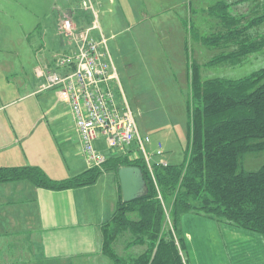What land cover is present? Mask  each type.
Instances as JSON below:
<instances>
[{
  "label": "rangeland",
  "instance_id": "1",
  "mask_svg": "<svg viewBox=\"0 0 264 264\" xmlns=\"http://www.w3.org/2000/svg\"><path fill=\"white\" fill-rule=\"evenodd\" d=\"M220 1L236 6L230 10L232 26L221 31L218 23L217 29L210 31L211 16L203 10ZM91 3L100 31L90 35L102 34L106 40L139 134L149 140L144 145L146 151L152 156L156 145L161 144L162 150L170 152L175 161L170 165L182 164L188 144L191 64H199L202 80H236L263 68L264 0H91ZM84 4L89 6L87 0H0V101L4 105L0 115L9 128L14 116L35 112L40 115L39 111L53 110L57 116L46 112L42 126L45 129L40 128L39 133L45 132L43 137L60 146V130H72L71 121H65L69 119L67 108L57 101L55 92L36 93L42 82L34 77V71L43 66L44 60L72 48L70 39L59 35L63 12L74 10L76 17L84 16L79 27L92 26L95 18ZM202 36L214 41L216 54L245 51L247 58L234 67H204L214 54L213 49L201 43ZM45 96L50 98L46 100ZM29 119L23 117L22 124L29 126ZM68 135L65 137H71ZM31 145L34 146L33 138ZM19 148L23 149V143ZM69 154L72 159L83 156L75 137ZM66 155L68 151H62L59 160L61 167L68 170L72 164L63 160ZM157 158L152 156L151 164ZM263 164L264 152L249 153L243 157L242 168L256 171ZM178 222L175 223L181 243L178 249L184 264H191ZM115 249L119 255L123 254L122 244Z\"/></svg>",
  "mask_w": 264,
  "mask_h": 264
},
{
  "label": "trees",
  "instance_id": "2",
  "mask_svg": "<svg viewBox=\"0 0 264 264\" xmlns=\"http://www.w3.org/2000/svg\"><path fill=\"white\" fill-rule=\"evenodd\" d=\"M209 13L216 16L222 29L231 28L232 17L225 4L214 5ZM202 41L205 46L214 44L208 38ZM246 54L240 51L226 57H233L236 63ZM189 73L187 161L185 166L155 168L163 200H172L171 216L175 220L194 212L264 238V165L254 172L242 169L246 154L264 152V69L234 81H201L194 64ZM131 165L126 159H111L103 170L91 168L62 181L49 179L37 167L0 168V184L24 181L36 188L63 191L93 184L102 172L117 173ZM142 170L148 194L119 204L102 228L103 252L115 264H182L172 236L162 231L163 209L148 173ZM123 235L132 245L145 246L130 262L118 259L112 250L114 241Z\"/></svg>",
  "mask_w": 264,
  "mask_h": 264
},
{
  "label": "crops",
  "instance_id": "3",
  "mask_svg": "<svg viewBox=\"0 0 264 264\" xmlns=\"http://www.w3.org/2000/svg\"><path fill=\"white\" fill-rule=\"evenodd\" d=\"M3 106L0 101V110ZM46 112L57 116L53 110ZM39 113L14 116L10 128L0 115V168L37 167L54 181L87 170L83 156L72 159L69 154L73 137L78 141L70 113L65 121H71L72 130H60V146L43 137L45 132L39 133L45 129V113ZM23 117H31L29 126L22 124ZM22 143L23 149L19 148ZM95 147L106 153L102 140ZM66 150L63 160L72 164L68 170L59 160ZM155 162L170 165L175 161L162 150ZM119 199L112 171L102 173L93 184L63 191L36 188L24 181L0 184V264H112L103 253L102 228L111 221ZM178 227L191 264H264V239L258 234L193 213L182 215Z\"/></svg>",
  "mask_w": 264,
  "mask_h": 264
},
{
  "label": "built area",
  "instance_id": "4",
  "mask_svg": "<svg viewBox=\"0 0 264 264\" xmlns=\"http://www.w3.org/2000/svg\"><path fill=\"white\" fill-rule=\"evenodd\" d=\"M64 31L68 33L71 29L70 23H64ZM63 64V63H62ZM107 77V68L99 62L98 54L94 44L83 42L80 57V89L71 96L73 112L78 120V128L86 144V151L90 152L89 141L96 128L110 134L109 143L112 146L132 138L131 123L128 115L118 116L107 104L106 98L97 91L101 82ZM52 81L57 83V77ZM83 102L81 103V101Z\"/></svg>",
  "mask_w": 264,
  "mask_h": 264
},
{
  "label": "water",
  "instance_id": "5",
  "mask_svg": "<svg viewBox=\"0 0 264 264\" xmlns=\"http://www.w3.org/2000/svg\"><path fill=\"white\" fill-rule=\"evenodd\" d=\"M122 201L129 203L144 197L147 187L141 169L125 167L118 171Z\"/></svg>",
  "mask_w": 264,
  "mask_h": 264
}]
</instances>
